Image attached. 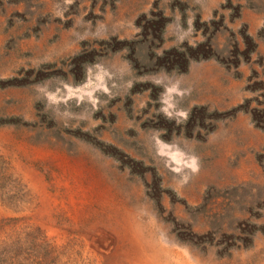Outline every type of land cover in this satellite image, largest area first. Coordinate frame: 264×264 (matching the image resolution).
<instances>
[{"label":"rangeland","instance_id":"obj_1","mask_svg":"<svg viewBox=\"0 0 264 264\" xmlns=\"http://www.w3.org/2000/svg\"><path fill=\"white\" fill-rule=\"evenodd\" d=\"M0 264H264V0H0Z\"/></svg>","mask_w":264,"mask_h":264}]
</instances>
